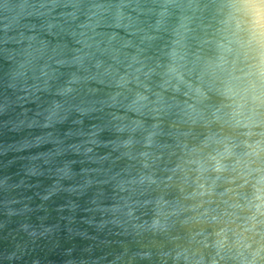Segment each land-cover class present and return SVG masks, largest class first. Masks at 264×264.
<instances>
[{
  "label": "water",
  "instance_id": "1",
  "mask_svg": "<svg viewBox=\"0 0 264 264\" xmlns=\"http://www.w3.org/2000/svg\"><path fill=\"white\" fill-rule=\"evenodd\" d=\"M264 0H0V264H264Z\"/></svg>",
  "mask_w": 264,
  "mask_h": 264
},
{
  "label": "clouds",
  "instance_id": "2",
  "mask_svg": "<svg viewBox=\"0 0 264 264\" xmlns=\"http://www.w3.org/2000/svg\"><path fill=\"white\" fill-rule=\"evenodd\" d=\"M260 75L264 76V57L261 59Z\"/></svg>",
  "mask_w": 264,
  "mask_h": 264
}]
</instances>
